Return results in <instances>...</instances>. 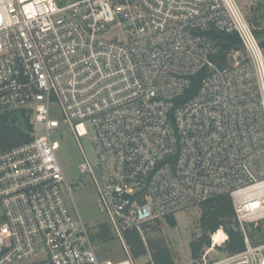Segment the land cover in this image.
<instances>
[{"label": "built area", "instance_id": "built-area-1", "mask_svg": "<svg viewBox=\"0 0 264 264\" xmlns=\"http://www.w3.org/2000/svg\"><path fill=\"white\" fill-rule=\"evenodd\" d=\"M214 33L240 39L225 67ZM16 114L32 138H0V264H136L125 231L223 194L245 249L210 260L221 229L196 264H264L245 228L264 222V46L237 0H0V116ZM64 128L95 148L80 169L121 260L99 257L78 213Z\"/></svg>", "mask_w": 264, "mask_h": 264}, {"label": "rangeland", "instance_id": "rangeland-1", "mask_svg": "<svg viewBox=\"0 0 264 264\" xmlns=\"http://www.w3.org/2000/svg\"><path fill=\"white\" fill-rule=\"evenodd\" d=\"M237 1L247 16L249 14L252 15L250 11L264 2V0ZM262 27L264 26L261 25L259 28L262 29ZM53 115L55 118L59 120L61 119L59 112H55ZM86 127L88 132L93 134L92 127L89 124H87ZM37 130L39 134L43 131L41 126L37 127ZM55 139L60 145L58 156L67 181L73 187V199L78 213L87 226L92 243L94 244L99 257L114 261L123 259L125 257L123 241L117 234H115L109 221L102 213L98 204L97 191L93 182L89 178H83V174L81 173L80 164L85 161L86 156L92 165L95 166L98 162L92 142L87 137H81L79 141L76 140L71 131L67 128L59 130L55 135ZM69 200L71 205L75 207L73 200ZM172 215L175 218V223L173 225L170 224L165 217L158 222L154 221L147 223L146 226L142 227L141 233L143 235L147 254L134 258L136 264H146L147 262L152 261L153 249L150 246V243H154V245L167 249L174 264H196L201 261V258L197 260L193 259L191 242L195 239L198 240L202 235H205L201 226V217L203 215L202 205H194ZM99 226L110 228L113 237L112 240L104 241L98 236L97 233L101 230ZM245 228L252 243L256 244L264 242V222H259L257 224L248 223L245 225ZM221 229L226 235H228L223 228H219L218 230ZM218 230L215 232H207L211 242L212 237ZM227 241L225 244L217 245L218 247L212 250L207 257L210 260H217L228 256L229 253L226 250ZM209 247L206 245L203 247V254Z\"/></svg>", "mask_w": 264, "mask_h": 264}, {"label": "trees", "instance_id": "trees-1", "mask_svg": "<svg viewBox=\"0 0 264 264\" xmlns=\"http://www.w3.org/2000/svg\"><path fill=\"white\" fill-rule=\"evenodd\" d=\"M248 20L255 28V33L264 46V2L259 4L257 8L250 11ZM214 37L218 38V48L213 54V59L221 66L225 67L230 64L229 52L232 48L241 47L240 39L236 33L222 35L214 33ZM199 78H195L194 85L188 94H192L197 89ZM32 126L27 117L21 115H3L0 116V138L6 147L20 144L24 141H29L31 137ZM203 207V215L201 217V226L204 234L198 240L191 242V250L193 259H199L203 255V247L210 246L211 240L207 232H215L219 228H223L229 238L226 244V250L229 254H234L245 249L244 234L241 230L240 223L236 217V211L233 205V200L229 194H223L208 199L201 204ZM167 221L170 224L175 223L173 215L167 216ZM160 219L154 220L159 221ZM152 221V222H154ZM151 223V222H149ZM147 224V223H146ZM144 224L143 226H146ZM97 233L102 240H112L111 230L109 227H101ZM124 238L129 246L134 258H138L147 254L142 233L132 228L125 231ZM153 249V259L146 264H174L172 257L167 249L150 243Z\"/></svg>", "mask_w": 264, "mask_h": 264}, {"label": "bare ground", "instance_id": "bare-ground-1", "mask_svg": "<svg viewBox=\"0 0 264 264\" xmlns=\"http://www.w3.org/2000/svg\"><path fill=\"white\" fill-rule=\"evenodd\" d=\"M225 238V234L219 231L218 233L216 232L214 235V240L216 243H220L223 239Z\"/></svg>", "mask_w": 264, "mask_h": 264}]
</instances>
